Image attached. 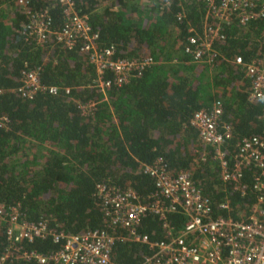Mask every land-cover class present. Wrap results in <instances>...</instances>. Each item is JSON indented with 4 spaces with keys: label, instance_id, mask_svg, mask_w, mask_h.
Wrapping results in <instances>:
<instances>
[{
    "label": "trees",
    "instance_id": "1",
    "mask_svg": "<svg viewBox=\"0 0 264 264\" xmlns=\"http://www.w3.org/2000/svg\"><path fill=\"white\" fill-rule=\"evenodd\" d=\"M72 1L86 14L100 45H112L121 57L150 55L153 62L125 83L111 85L104 97L90 85L94 68L76 45L65 47L53 36L40 44L25 37L20 7L13 0H0V113L8 120V127L0 128V203L6 208L18 204L26 220L45 219L63 234L103 228L94 184L106 181L130 188L147 203L153 181L141 164L160 157L167 173L183 171L200 187L212 216L245 218L262 192L252 187L255 167L239 168L244 189H234L221 178L212 147L200 142L189 120L198 108L220 100V117L231 129L224 146L230 166L239 139L260 133L264 97L249 98L248 81L232 59L264 62V13L239 23L234 16L222 21L205 16L202 0H169L165 5L152 0L148 6L132 0ZM253 2L258 12L264 0ZM29 6L46 8L52 27L60 26L62 13L53 0H29ZM215 24L223 37L212 42L213 62L190 61L183 51L187 28L200 32L203 25ZM26 66L38 67L41 84L57 85L58 90L21 96L15 87ZM87 100L94 106L82 113L78 103ZM166 220L171 231L181 229L180 214L168 213ZM134 230L149 239L167 237L166 227L153 213L142 215ZM113 232L123 238L114 239L111 260L139 264L148 252L146 245L128 239L125 229ZM61 242L43 237L19 243L43 253ZM6 243L0 224V254ZM5 264L37 263L9 256Z\"/></svg>",
    "mask_w": 264,
    "mask_h": 264
},
{
    "label": "built area",
    "instance_id": "2",
    "mask_svg": "<svg viewBox=\"0 0 264 264\" xmlns=\"http://www.w3.org/2000/svg\"><path fill=\"white\" fill-rule=\"evenodd\" d=\"M24 14L20 31L36 43L44 42L48 36L65 47L77 46L94 68L92 85L105 97L111 85H120L153 62L150 55L121 57L115 55L112 45H100L98 33L91 28L86 14H80L72 0H53L62 13V21L54 29L46 8H31L29 0H13ZM169 0H160L167 4ZM205 16L219 21L234 16L239 23L264 13V2L256 12L253 0H202ZM219 26L203 25L200 32L187 28L183 51L189 60L210 65L216 56L212 42L221 39ZM174 61V59H172ZM241 66L243 76L249 84V98L264 97V62L260 58L242 60L233 57ZM105 73H110L105 76ZM57 85H43L39 80V69L26 66L20 72L15 90L23 97L30 98L38 90L55 93ZM64 91H68L64 87ZM102 96V97H103ZM94 102L78 103L82 113H87ZM221 103L214 98L207 109L198 108L189 120L196 129L197 137L203 144L212 147L217 160L220 176L230 181L232 187L243 191L244 183L239 181V168L244 165L255 167L253 189L262 191L256 198L249 213L243 219L230 216H212L211 207L200 187L183 171L170 175L166 172L160 157L141 164V170L152 178L151 199L141 202L134 190L121 189L106 181L94 184V193L100 202L103 228H89L79 233L63 234L49 227L45 219L28 221L23 217L19 205L6 208L0 203V224L4 226L5 250L0 254V264L9 256L34 259L37 264H116L111 260L110 249L115 238L121 234L113 232L116 227L126 230V237L146 245L148 252L139 264H264V126L260 133L242 136L236 144L233 162L230 166L225 157V141L230 137V125L223 121ZM7 117L0 113V128L8 127ZM225 207L226 203L221 202ZM182 216V227L171 231L166 216L168 213ZM145 213H153L166 227L165 239H149L134 230V225ZM49 237L53 242L62 240L61 245L47 252L25 249L19 243L34 238Z\"/></svg>",
    "mask_w": 264,
    "mask_h": 264
},
{
    "label": "rangeland",
    "instance_id": "3",
    "mask_svg": "<svg viewBox=\"0 0 264 264\" xmlns=\"http://www.w3.org/2000/svg\"><path fill=\"white\" fill-rule=\"evenodd\" d=\"M140 5L143 6H148L150 4V1L152 0H136ZM106 2L104 1L103 4H105ZM13 5H14V1H13Z\"/></svg>",
    "mask_w": 264,
    "mask_h": 264
},
{
    "label": "crops",
    "instance_id": "4",
    "mask_svg": "<svg viewBox=\"0 0 264 264\" xmlns=\"http://www.w3.org/2000/svg\"><path fill=\"white\" fill-rule=\"evenodd\" d=\"M132 1H136V0H132ZM137 2V1H136ZM201 63V62H200Z\"/></svg>",
    "mask_w": 264,
    "mask_h": 264
}]
</instances>
